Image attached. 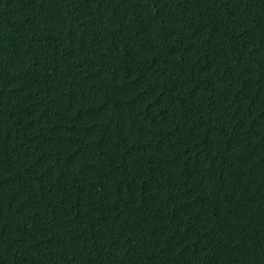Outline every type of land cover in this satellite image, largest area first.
<instances>
[{
  "label": "trees",
  "instance_id": "16d2710c",
  "mask_svg": "<svg viewBox=\"0 0 264 264\" xmlns=\"http://www.w3.org/2000/svg\"><path fill=\"white\" fill-rule=\"evenodd\" d=\"M0 264H264V0H0Z\"/></svg>",
  "mask_w": 264,
  "mask_h": 264
}]
</instances>
